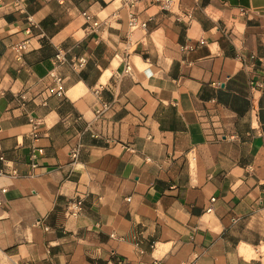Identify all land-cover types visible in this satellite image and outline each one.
<instances>
[{
    "label": "crops",
    "instance_id": "obj_1",
    "mask_svg": "<svg viewBox=\"0 0 264 264\" xmlns=\"http://www.w3.org/2000/svg\"><path fill=\"white\" fill-rule=\"evenodd\" d=\"M0 157L1 264H264V0H0Z\"/></svg>",
    "mask_w": 264,
    "mask_h": 264
},
{
    "label": "built area",
    "instance_id": "obj_2",
    "mask_svg": "<svg viewBox=\"0 0 264 264\" xmlns=\"http://www.w3.org/2000/svg\"><path fill=\"white\" fill-rule=\"evenodd\" d=\"M136 1L137 0H125V3H126L127 7H132ZM157 1L162 6V8H164L166 10L171 9L173 6V0H157ZM241 13L244 16L252 17L254 15L261 14L262 12L260 9H257V8H241ZM86 18L89 20L91 17L86 16ZM98 25H99L98 22H94V24H93L94 27H97ZM128 25H129L130 29L133 30L137 27L145 28L147 26V23L146 22H140L138 20L137 16L134 15L133 13H131ZM28 32L31 33V30H29ZM28 48H29V41L28 40L22 42L21 44H19L17 46V50L21 55L24 54ZM56 59L60 63L66 62V57L61 51H59L58 54L56 55ZM85 64H86V58H84V57H81V58L73 61V63H72V65L76 68H82ZM130 70H131V67L129 65H127L125 72L128 73ZM55 82L57 83V86L50 88V91L53 94H56L58 96L64 95L65 91H64V87L62 85V78L56 77ZM253 86L255 89H260L263 87V82L259 80L257 82H254ZM104 108H108V104H104ZM30 122L33 125L34 134L37 135L40 132L39 120L35 119V118H31ZM40 151H42V150H40ZM77 155H78V149L74 150L71 153L72 158H76ZM0 159L3 160L4 158L0 157ZM3 173L5 174L7 172L4 170H0V174H3ZM82 210H83V200L81 198H79L76 200H72L71 202L68 203L66 213L69 216H78L82 213ZM210 210H212V209L210 208L209 211ZM122 263H123L122 259H118L116 262V264H122Z\"/></svg>",
    "mask_w": 264,
    "mask_h": 264
},
{
    "label": "rangeland",
    "instance_id": "obj_3",
    "mask_svg": "<svg viewBox=\"0 0 264 264\" xmlns=\"http://www.w3.org/2000/svg\"><path fill=\"white\" fill-rule=\"evenodd\" d=\"M0 264H1V262H0Z\"/></svg>",
    "mask_w": 264,
    "mask_h": 264
}]
</instances>
